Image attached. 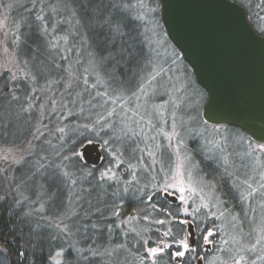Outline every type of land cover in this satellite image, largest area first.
Here are the masks:
<instances>
[{
  "label": "trees",
  "instance_id": "16d2710c",
  "mask_svg": "<svg viewBox=\"0 0 264 264\" xmlns=\"http://www.w3.org/2000/svg\"><path fill=\"white\" fill-rule=\"evenodd\" d=\"M40 1L15 0L16 10L21 13L17 24L18 49L30 75L17 82V88L12 90L9 76L0 75V142L20 145L33 139L34 145V154L14 167L11 174L3 172L0 166V264H150L143 238L133 231L123 232L117 215L125 218L131 211L148 206L145 202L150 197L149 203L157 209L154 216L144 210L143 217L166 220L171 235L168 242L174 244L186 233L185 225L179 221L178 203L159 192L151 194L149 176H142L137 167L139 181H132L126 174H121L118 181H109L102 173L104 167L111 165L100 162L102 151L94 164L78 156L84 144L105 142L109 146L112 143L127 163L139 164L137 152L142 144L138 145L130 127L117 128L112 135L109 128H104L110 125L106 117L93 130L98 122L93 118L100 111L98 105L92 106L90 97H95V89L102 85L123 95H133L136 89L145 86L144 74L152 66L150 60H156L145 23L138 19L132 0H42L39 8ZM232 1L245 7L252 26L264 35V30H260L264 25L261 6H256L253 0ZM156 2L160 5L159 0ZM54 5L57 12L50 10ZM61 9H66L72 21ZM78 49L82 50L83 60L77 63ZM161 64V72H165L167 65ZM82 66H88L84 76L92 84L85 87L90 93L82 95L85 97L82 112L65 118L61 125L49 126L48 133L35 139L37 132L32 125L37 120L28 107L54 103L53 108L49 106L51 117H61L65 110L75 109L78 89L65 90L68 69L78 67L81 71ZM184 88L195 101L198 93L202 95L200 106L207 101V93L197 83L194 73ZM192 114L193 123H184ZM183 115L182 133L188 129L192 134L202 124L211 129L216 127L205 123L195 109ZM222 127L226 134L232 135L223 150L230 152V164L219 154L209 152L210 137L191 135L186 145L198 171L215 186L234 217V229L248 237L261 207L252 191L255 185L250 186L253 194H249L251 191L238 179L243 172L233 143V135L247 134L235 126ZM261 221L264 227V215ZM192 262L193 258L187 255L181 261ZM156 264L176 263L168 250L158 256Z\"/></svg>",
  "mask_w": 264,
  "mask_h": 264
},
{
  "label": "rangeland",
  "instance_id": "374dc122",
  "mask_svg": "<svg viewBox=\"0 0 264 264\" xmlns=\"http://www.w3.org/2000/svg\"><path fill=\"white\" fill-rule=\"evenodd\" d=\"M132 1L138 19L145 23L149 40L155 51L153 58L156 60H150L152 66L149 72L144 74L143 79L147 83L136 91L134 90L133 95L114 93L101 84L102 86L95 89V93H93L96 94L95 97L89 99L92 100V106L98 105L100 111L96 118L95 116L93 118L98 120L93 130H97L96 128L101 126L106 117L109 119L110 125L104 128H109L112 135L115 134L117 128L127 129L130 127L138 145L142 144L141 150L137 152L140 162L138 165L136 164L137 166L127 163L112 143L109 146L104 142L99 149L103 154L100 162L111 166L104 167L105 171L102 175L109 181H118L121 174H126L132 181H139L140 178L136 174L137 167L142 176L145 177L144 174L149 176L148 187H150L151 194L159 192L168 200H175L180 209L181 219L179 221L188 223H183L186 228L183 239L174 244L168 242L171 235L167 232V221L143 217L144 210L149 211L150 216H154V210L157 209L154 204L149 203L151 202L149 197L145 202L148 203V206L130 212L125 218H122L120 214L117 215L123 232L133 231L143 238L146 260L150 264H156L158 256L165 254L168 250L172 252V260L176 264H182L181 261L186 255L193 258L192 264H264V227L261 226L264 215V143H258L248 135L245 137L233 135V143L236 144L234 153L240 162L241 172H243V175L237 177L244 183L245 189L250 190V186L255 185L252 191L256 193L254 198L256 200V196L258 197L257 201L261 207L259 215L251 227L252 230L250 229L251 233L246 237L234 229L232 224L234 217L230 215L215 186L198 171L197 164L186 145V140L191 135L200 138L210 137L208 139L211 142L209 152H213L214 155L215 153L219 154L228 161L230 152H224V144L228 141L227 138L232 135L226 134L222 126L217 125L211 129L206 124L196 127L192 134L188 129L182 133L181 118L184 116V112L195 109L201 115L204 106H200L202 97L200 93L195 101V98L191 99L187 88H184V85L190 82L194 72L189 65V67H185L184 63L186 62L181 52L168 38L161 19L159 3L156 0ZM40 2L39 8H42L43 2L42 0ZM253 2L256 6H261L264 11V0H253ZM57 9L56 5L50 8L52 12H57ZM61 12L72 21V18L67 15L66 9H61ZM20 14L16 10L15 0H0V75L6 73V76H9L11 90L17 88L15 86L17 82L25 80L30 75V69L18 49L19 29L17 24L21 18ZM260 30H264V25ZM61 40L65 42V40ZM81 49L76 52L75 62L77 63L83 60L80 54ZM89 61L91 62V60ZM159 61L167 65L165 72H161L160 67L163 64ZM81 68V71L78 67L68 69L69 86L67 85L65 88L68 91L78 89L75 96V109L65 110L64 115H60L61 117H51L49 106L53 108L54 103L50 105L45 104L46 102L42 105L37 103L38 106L34 107L32 104L28 107V111H31L37 120L32 125L33 131L37 132L35 139L40 134L48 133L49 126L61 125L65 118L82 112V100L85 98L82 95L85 92L90 93L85 87L92 86V84L87 83V78L84 76V71L89 70L88 66ZM91 71L93 72H91L92 76L96 77L94 70ZM163 74L164 78H162ZM158 78H160V83L157 81ZM150 79L151 81H149ZM95 80L99 79L96 77ZM32 92L31 89L30 93ZM154 96L159 98L155 99ZM47 99L48 97H45L46 101ZM189 117L190 119L184 123L189 121L191 124L193 123V114ZM192 129L194 131L193 127ZM32 140L29 139L20 145L0 142V166L3 172L11 174L14 167L34 154ZM201 140L203 141L204 138ZM78 156L83 160L81 147L78 150ZM228 164H230V160ZM252 191L249 194H253ZM153 211L154 213H152ZM190 229L194 232L193 243ZM181 241L187 243L190 250L183 249ZM167 245H172V247H166ZM157 247H163L164 251L156 255H152L148 251ZM177 251H185V255L176 257L174 253Z\"/></svg>",
  "mask_w": 264,
  "mask_h": 264
},
{
  "label": "water",
  "instance_id": "95a60500",
  "mask_svg": "<svg viewBox=\"0 0 264 264\" xmlns=\"http://www.w3.org/2000/svg\"><path fill=\"white\" fill-rule=\"evenodd\" d=\"M168 38L207 92L203 118L232 125L264 143V36L245 7L232 0H160ZM100 145L82 148L97 163ZM193 243V230L190 229Z\"/></svg>",
  "mask_w": 264,
  "mask_h": 264
},
{
  "label": "snow or ice",
  "instance_id": "6c2138e0",
  "mask_svg": "<svg viewBox=\"0 0 264 264\" xmlns=\"http://www.w3.org/2000/svg\"><path fill=\"white\" fill-rule=\"evenodd\" d=\"M181 199H183V197H181ZM183 223H188V222L187 221H184ZM209 235H211V233H209ZM180 244H181V246H182L183 249L190 250L189 245L187 243H185L184 241H181ZM166 247H172V245H167ZM148 251L152 255H156L158 253H162L164 251V248L163 247L151 248ZM174 255L176 257H182V256L185 255V251H177V252L174 253Z\"/></svg>",
  "mask_w": 264,
  "mask_h": 264
},
{
  "label": "bare ground",
  "instance_id": "6f19581e",
  "mask_svg": "<svg viewBox=\"0 0 264 264\" xmlns=\"http://www.w3.org/2000/svg\"><path fill=\"white\" fill-rule=\"evenodd\" d=\"M160 1V0H159ZM160 7H161V3H160ZM256 30V29H255ZM176 47V46H175ZM206 92V91H205ZM207 93V92H206ZM207 98H208V95H207ZM206 103V102H205ZM202 112H203V108H202ZM201 117H202V119L204 120V122L205 123H207V124H209V125H213V124H211V123H208L204 118H203V114L201 113ZM215 126H217V125H215ZM218 126H223V125H218ZM230 126H232V125H230ZM86 144H88V143H86ZM85 144V145H86ZM85 145H83V146H85ZM83 146H81V152H82V148H83ZM83 154V153H82ZM100 155H101V153H100ZM83 156V155H82ZM83 158V157H82ZM88 163V162H87ZM90 164H94V163H90ZM132 212V211H131Z\"/></svg>",
  "mask_w": 264,
  "mask_h": 264
}]
</instances>
